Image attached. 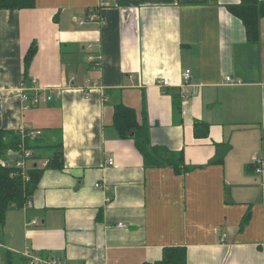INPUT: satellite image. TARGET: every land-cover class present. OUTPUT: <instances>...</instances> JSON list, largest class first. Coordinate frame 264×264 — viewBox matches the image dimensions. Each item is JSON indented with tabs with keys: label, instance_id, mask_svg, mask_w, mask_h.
Here are the masks:
<instances>
[{
	"label": "crops",
	"instance_id": "obj_1",
	"mask_svg": "<svg viewBox=\"0 0 264 264\" xmlns=\"http://www.w3.org/2000/svg\"><path fill=\"white\" fill-rule=\"evenodd\" d=\"M240 3L36 0L34 9L0 10V130L22 140L8 161L37 141L62 144L65 156L63 170L44 172L33 207L7 214L5 252L154 264L179 247L187 264H264V173L254 163L264 165V19L250 43L229 10ZM119 104L139 123L146 111L152 145L183 152L195 170L145 168L114 126ZM217 144L230 150L208 165Z\"/></svg>",
	"mask_w": 264,
	"mask_h": 264
},
{
	"label": "trees",
	"instance_id": "obj_2",
	"mask_svg": "<svg viewBox=\"0 0 264 264\" xmlns=\"http://www.w3.org/2000/svg\"><path fill=\"white\" fill-rule=\"evenodd\" d=\"M34 8H36V0H0V10L19 11ZM229 10L243 23L248 41L259 42L260 23L264 19V0H241L240 4L230 6ZM37 52L38 45L33 42L25 57V74L29 72ZM114 110V126L119 136L122 139L134 140L137 150L143 156L145 168H171L178 176L195 170V167L186 164L183 152H173L152 145L146 111L143 114V123H139L134 109L119 104ZM133 133L134 137H132ZM21 142V134L0 130V227L6 224L10 210L23 209L33 199L46 170H63L65 167L62 144L47 146L37 141L27 146L34 153L32 158L34 163L25 176L22 170L16 169L15 165L8 161L11 152L20 151ZM216 148L217 153L208 165L222 164L230 150V145L217 144ZM41 160L47 161L43 168L40 167ZM4 259L6 264H13V254L10 251L5 252ZM26 260L25 264H29L28 259ZM154 264H187L186 249L165 248L163 258Z\"/></svg>",
	"mask_w": 264,
	"mask_h": 264
},
{
	"label": "built area",
	"instance_id": "obj_3",
	"mask_svg": "<svg viewBox=\"0 0 264 264\" xmlns=\"http://www.w3.org/2000/svg\"><path fill=\"white\" fill-rule=\"evenodd\" d=\"M92 18H95L96 15L92 14L91 15ZM90 60L92 61L93 58H90ZM184 78L186 81L189 80L190 78V71H186L185 74H184ZM227 82L229 83H233L234 80H232L231 78H227ZM158 85L159 87H162V88H165L168 84L167 82L164 80V81H159L158 82ZM23 100L25 102H28V101H31L32 105L33 106H36L38 104L41 103L42 99L40 98V96L36 95V96H31L30 94H27V93H24L23 96H22ZM53 98H52V95H49L48 97H46V100L44 101H51ZM31 106V105H30ZM27 108H30L29 106H27ZM31 137H39L42 135V132L40 131H37V132H31L30 133ZM34 156V153L33 151L31 150H24L23 151V154L21 155V158L19 160H17L15 162V168L16 169H20L22 170L23 174L26 176V172L28 170L27 166H26V161H29L31 160V158ZM257 166H259V168L257 169V172L258 173H261L263 174L264 173V165H263V162L262 161H255L254 162ZM47 164V163H46ZM109 165H114V160L113 159H110L109 162H108ZM46 166V165H45ZM96 187L97 188H101L102 185L99 183V184H96ZM110 201V200H108ZM33 207V203L32 201L30 200L25 206H24V209H31ZM34 223H36L34 221ZM27 257L28 258V261H29V264H59V261L56 260V259H51V260H45V261H42V260H39L37 258H34L32 255H30L29 253L27 254ZM39 260V261H38Z\"/></svg>",
	"mask_w": 264,
	"mask_h": 264
},
{
	"label": "rangeland",
	"instance_id": "obj_4",
	"mask_svg": "<svg viewBox=\"0 0 264 264\" xmlns=\"http://www.w3.org/2000/svg\"><path fill=\"white\" fill-rule=\"evenodd\" d=\"M10 160L13 163V158H11ZM29 161H31V160H29ZM0 231L2 232V227H0ZM1 236H2V240H3V234L2 233H0V239H1ZM4 254H5V249L0 245V264H6L5 259H4ZM25 262H27V260L25 261V258H23L21 256V254H19V253L13 254V264H25Z\"/></svg>",
	"mask_w": 264,
	"mask_h": 264
},
{
	"label": "water",
	"instance_id": "obj_5",
	"mask_svg": "<svg viewBox=\"0 0 264 264\" xmlns=\"http://www.w3.org/2000/svg\"><path fill=\"white\" fill-rule=\"evenodd\" d=\"M132 136H134V133L132 134Z\"/></svg>",
	"mask_w": 264,
	"mask_h": 264
}]
</instances>
